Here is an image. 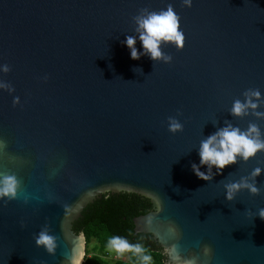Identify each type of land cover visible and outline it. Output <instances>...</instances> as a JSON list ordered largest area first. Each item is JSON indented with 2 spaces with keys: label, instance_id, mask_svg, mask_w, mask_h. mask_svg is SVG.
<instances>
[{
  "label": "water",
  "instance_id": "obj_1",
  "mask_svg": "<svg viewBox=\"0 0 264 264\" xmlns=\"http://www.w3.org/2000/svg\"><path fill=\"white\" fill-rule=\"evenodd\" d=\"M169 4L183 49L161 45L170 63L131 59L123 41L136 35L133 17ZM4 64L0 177L15 176L18 189L15 199L0 198V264H83L87 240L74 222L96 199L120 192L150 199L134 229L163 251L176 245L198 264H264V220L256 216L264 152L237 157L219 175L213 168L210 181L191 170L200 141L226 123L242 131L255 123L264 139V117L252 109L230 115L249 89L260 91L256 111L264 113V0H0ZM170 116L182 131H168ZM241 178L259 194L242 189L227 201L224 185ZM42 230L56 238L54 255L35 245Z\"/></svg>",
  "mask_w": 264,
  "mask_h": 264
},
{
  "label": "clouds",
  "instance_id": "obj_2",
  "mask_svg": "<svg viewBox=\"0 0 264 264\" xmlns=\"http://www.w3.org/2000/svg\"><path fill=\"white\" fill-rule=\"evenodd\" d=\"M186 7H191L192 0H183ZM136 25L134 31L136 35H128L123 43L129 49L130 58L139 59L140 56L146 55L154 62L170 63L172 57L166 55L161 50L162 44H170L178 51L184 47V32L181 30L179 15L169 4L165 9L159 11H150L148 9H140L139 13L133 17ZM139 40L142 51L137 50L136 43ZM0 71L7 73L9 66L7 64L0 65ZM0 87L7 85L0 84ZM245 101L234 100L230 109V115L241 117L248 115V109H252V114L256 117H264V113L256 111L258 104L256 101L261 99V93L258 89H249L245 93ZM254 98V99H253ZM19 102V97L13 98V105ZM167 128L170 133H177L183 130V125L175 117L167 118ZM2 143V142H0ZM258 152H264V139H261V132L255 123H249L246 130L226 123L224 127L217 129L216 132L202 139L199 144L198 156L199 164L193 163L191 170L193 174L201 180L210 181L213 179L212 169H216V175L222 173V170L237 162V157L243 161L254 158ZM205 171H201V168ZM262 169L257 167L250 173L251 177L259 176ZM225 199L232 201L236 194L246 189L250 195H258L259 188L255 183H250L246 178H241L238 182H231L224 185ZM18 181L13 175H5L0 177V198L7 197L15 199L17 196ZM261 220H264V208H260L256 212ZM151 223V219L148 220ZM168 231L176 235L177 229L175 225H170ZM35 245L42 247L49 255H54L57 248L56 238L50 235L47 230H42L36 235ZM107 249L115 252L117 256L125 253L134 257L138 264H152V256L141 243H130L121 236H111L107 240ZM203 255L208 257L211 254V248L204 245L202 248ZM164 254L170 257L169 264H198V258L192 256L190 258L181 257L176 245L164 249ZM83 259V253L80 254ZM75 264H80V260H76Z\"/></svg>",
  "mask_w": 264,
  "mask_h": 264
},
{
  "label": "trees",
  "instance_id": "obj_3",
  "mask_svg": "<svg viewBox=\"0 0 264 264\" xmlns=\"http://www.w3.org/2000/svg\"><path fill=\"white\" fill-rule=\"evenodd\" d=\"M152 210L150 199L136 193H106L90 203L74 222V230L86 236V255L83 264H138L134 257L107 260V240L121 236L130 243H141L152 256V264H164L166 255L152 235L136 233L134 218ZM94 243V245H92Z\"/></svg>",
  "mask_w": 264,
  "mask_h": 264
},
{
  "label": "rangeland",
  "instance_id": "obj_4",
  "mask_svg": "<svg viewBox=\"0 0 264 264\" xmlns=\"http://www.w3.org/2000/svg\"><path fill=\"white\" fill-rule=\"evenodd\" d=\"M94 245V243L92 244ZM108 254H107V260L110 262V263H113L116 259H123V258H126V254L122 255V256H117L115 254V252H112V251H109L108 250Z\"/></svg>",
  "mask_w": 264,
  "mask_h": 264
}]
</instances>
